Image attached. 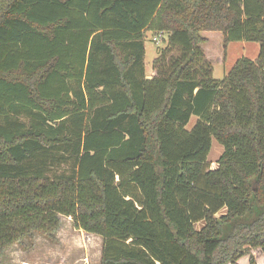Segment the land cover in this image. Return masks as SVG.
Here are the masks:
<instances>
[{"label":"trees","instance_id":"16d2710c","mask_svg":"<svg viewBox=\"0 0 264 264\" xmlns=\"http://www.w3.org/2000/svg\"><path fill=\"white\" fill-rule=\"evenodd\" d=\"M207 32L258 55L216 80ZM60 217L100 264L264 257V0H0V257Z\"/></svg>","mask_w":264,"mask_h":264},{"label":"rangeland","instance_id":"374dc122","mask_svg":"<svg viewBox=\"0 0 264 264\" xmlns=\"http://www.w3.org/2000/svg\"><path fill=\"white\" fill-rule=\"evenodd\" d=\"M205 34L210 42L208 46H203V49L209 53L213 67L212 76L216 80H221L239 58L255 60L258 55L259 45L257 43L231 42L226 47V56L223 61L221 34L212 32ZM158 35L162 36L158 38L157 43H154L152 38ZM167 42V33H145L143 60L145 74L152 71L153 60L162 49L166 48ZM195 122L196 118L191 117L186 130L189 131ZM222 152V146L212 139L211 149L207 156L210 170L216 168V161ZM222 213L224 210L218 215ZM60 220L61 227L54 235V239L33 233L32 237L24 238L9 247L0 257V264H99L101 239L98 236L73 229L70 220L65 217H60ZM200 227L201 224L196 225L197 229ZM250 257H253L255 264H264V257L259 250H251L246 257L239 259L237 264H249Z\"/></svg>","mask_w":264,"mask_h":264},{"label":"built area","instance_id":"2783aa9c","mask_svg":"<svg viewBox=\"0 0 264 264\" xmlns=\"http://www.w3.org/2000/svg\"><path fill=\"white\" fill-rule=\"evenodd\" d=\"M161 36H162V35H158V36L153 37V38H152V41H153L154 43H157V42L159 41L158 38H160Z\"/></svg>","mask_w":264,"mask_h":264},{"label":"crops","instance_id":"0c3cea01","mask_svg":"<svg viewBox=\"0 0 264 264\" xmlns=\"http://www.w3.org/2000/svg\"><path fill=\"white\" fill-rule=\"evenodd\" d=\"M145 73H146V71H145ZM152 75H153L152 71H150L149 73L145 74L146 78H148V79H150Z\"/></svg>","mask_w":264,"mask_h":264}]
</instances>
